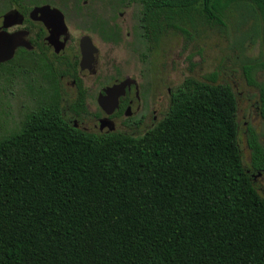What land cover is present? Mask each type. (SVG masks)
<instances>
[{
  "label": "trees",
  "instance_id": "trees-1",
  "mask_svg": "<svg viewBox=\"0 0 264 264\" xmlns=\"http://www.w3.org/2000/svg\"><path fill=\"white\" fill-rule=\"evenodd\" d=\"M135 1L151 45L225 28L235 12L253 16L264 49V0ZM243 69L264 120L252 77L264 52ZM238 134L236 97L214 73L183 81L137 136L83 132L57 106L28 114L0 137V264H264V195ZM247 139L252 171L264 169V146L251 129Z\"/></svg>",
  "mask_w": 264,
  "mask_h": 264
},
{
  "label": "flooded vegetation",
  "instance_id": "flooded-vegetation-1",
  "mask_svg": "<svg viewBox=\"0 0 264 264\" xmlns=\"http://www.w3.org/2000/svg\"><path fill=\"white\" fill-rule=\"evenodd\" d=\"M6 8L0 9V40L5 35H14L18 46L15 47L13 55L9 59L0 61V72L7 70L11 73L15 69H24L22 73L37 74L41 77H50L62 83L64 80L76 88V98L74 104L66 103L65 106H59L58 98L54 97L52 103H47L43 99H35V107L32 111L24 115L25 117L44 106L51 105L58 107L61 115L72 125L73 128L81 129L84 124V117L90 115L94 122V127L98 129L97 134L116 133L118 127L131 130L124 134L135 135L141 132L142 126L150 116L151 122L144 128L155 126L163 114L154 109V103H145L142 101V85L139 82L143 77V71L136 72V76L123 74L116 70L115 66L121 64L117 60V52L122 51L125 54L133 56L138 64L146 60V53L155 57L158 54L160 42L149 44L145 37V29L142 25L141 5L135 0H23L21 8L15 7L2 1ZM104 2V3H102ZM97 5L104 4L107 8L105 14L96 8ZM44 6H50L59 10L66 26V33L60 35L52 44L48 42L50 32L47 27L38 19L36 10ZM17 11L21 17V24L9 25L5 16L11 11ZM89 39L92 46L97 50L93 56V62L87 59V65L81 66L83 56L81 53V42L83 39ZM144 55V56H143ZM145 57V59H143ZM150 57V58H151ZM114 70V72L112 71ZM2 74V73H1ZM0 74V75H1ZM107 77V78H106ZM138 78L137 79L135 78ZM105 78L109 83L103 84L95 99L96 106L93 110L86 102V91L84 83L88 80ZM104 79V80H105ZM129 79L130 85L126 87L124 96L118 100V106L110 115L99 107L98 97L104 93V90ZM83 93V96L81 94ZM168 94L171 95L170 89ZM60 102L64 101L63 92L59 94ZM82 98L83 105L77 106L78 98ZM251 105L254 108L256 119L264 120L259 113L258 101ZM143 102V103H142ZM169 102V103H170ZM170 105V104H169ZM79 107V108H78ZM146 112V113H145ZM139 115L137 120L132 119ZM252 115H249V118ZM123 120L120 122L121 118ZM108 121V128H100V122ZM244 121L242 135L245 137V148L249 152L248 163L245 164L246 172L249 174L252 184L257 185L258 181L264 182V169H251L250 149L247 136L251 129L257 136L260 145L264 146V134H258L253 129V122ZM132 122V123H131ZM105 124V123H104ZM146 129V130H147ZM264 129V128H263ZM145 132V130H144ZM241 134L239 127V134ZM259 191L264 194V187H259Z\"/></svg>",
  "mask_w": 264,
  "mask_h": 264
},
{
  "label": "rangeland",
  "instance_id": "rangeland-1",
  "mask_svg": "<svg viewBox=\"0 0 264 264\" xmlns=\"http://www.w3.org/2000/svg\"><path fill=\"white\" fill-rule=\"evenodd\" d=\"M3 8L6 6L0 0V9ZM96 8L102 14L107 10L104 4L96 3ZM242 18L245 22H241ZM253 23L254 18L251 14L246 18V16L239 17L234 12L225 28L199 23L197 30L191 32V37L172 31L161 40L158 54L151 57V54L146 53V60L142 64H138L133 56L118 51L117 60L121 64L115 68L123 74L132 76H136L135 73L138 71H143V77L141 81L139 80L143 88L142 101L147 104L154 103V109L158 114L163 115L168 111L170 104L168 89L172 93L186 79L206 81L214 73L215 82L228 85L236 97L237 123L241 131L238 141L243 162L247 164L249 152L245 148V137L242 135L244 121L251 122L255 119L252 123L253 129L258 134H264V123L260 118L256 119L254 108L251 106L257 101L259 88L248 84L243 69L244 66L255 64L264 52L260 40L254 38L251 33ZM23 70L15 69L11 73H7V70L0 72L2 73L0 75V137L7 136L20 128L24 115L34 109L35 99H43L49 104L55 97L58 98L61 107L66 103L74 104L76 88L69 81L64 80L60 83L47 76L22 73ZM252 77L258 85H264V71L256 70ZM135 78L138 81V78ZM104 79H92L83 84L86 102L91 110L96 106L95 99L99 88L110 82ZM61 91L63 102H60ZM250 114L252 116L249 118ZM89 115L90 110L84 117L81 129L87 133L97 134L98 129L94 127L93 119ZM138 118L139 115L132 121ZM151 118L152 116L145 121L141 132L133 136L143 134L147 129L144 127L150 124ZM122 120L123 117L120 122ZM126 129L119 126L116 133L124 134ZM127 132L130 134L132 131ZM261 186L264 187V182L258 181L257 189ZM258 193L264 195L259 190Z\"/></svg>",
  "mask_w": 264,
  "mask_h": 264
},
{
  "label": "water",
  "instance_id": "water-1",
  "mask_svg": "<svg viewBox=\"0 0 264 264\" xmlns=\"http://www.w3.org/2000/svg\"><path fill=\"white\" fill-rule=\"evenodd\" d=\"M35 12L36 15H39L38 19L50 32V38L48 40L50 44H52L55 40L57 41V38L60 35H64L66 33L64 17L59 10L50 6H44L37 9ZM5 18L8 22L11 20V24L9 25L21 24V17L15 10L8 13ZM18 45L17 39H14V35H5L2 37L0 40V61L11 58L15 47ZM80 48L83 56L81 66L83 67L84 65H87V59L89 62H93V56L97 50L92 46L91 42L87 38L82 40ZM130 83L131 81L126 79L120 84L105 89L104 93L99 95L97 100L98 105L107 113V115H110L116 109L119 98L124 96L125 89L130 85ZM107 126L108 128L110 127L107 120H105V122H100L101 129Z\"/></svg>",
  "mask_w": 264,
  "mask_h": 264
}]
</instances>
